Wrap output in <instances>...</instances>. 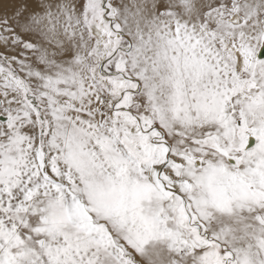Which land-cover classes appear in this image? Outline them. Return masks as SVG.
<instances>
[{
	"label": "snow or ice",
	"instance_id": "6c2138e0",
	"mask_svg": "<svg viewBox=\"0 0 264 264\" xmlns=\"http://www.w3.org/2000/svg\"><path fill=\"white\" fill-rule=\"evenodd\" d=\"M0 264H264V0H0Z\"/></svg>",
	"mask_w": 264,
	"mask_h": 264
}]
</instances>
